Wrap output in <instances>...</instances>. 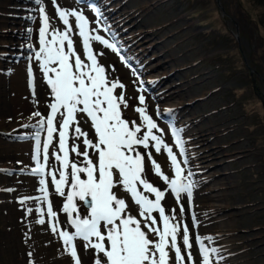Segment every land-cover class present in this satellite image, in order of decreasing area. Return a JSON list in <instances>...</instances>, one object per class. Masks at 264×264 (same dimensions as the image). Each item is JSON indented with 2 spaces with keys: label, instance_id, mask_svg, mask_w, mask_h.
<instances>
[{
  "label": "rangeland",
  "instance_id": "374dc122",
  "mask_svg": "<svg viewBox=\"0 0 264 264\" xmlns=\"http://www.w3.org/2000/svg\"><path fill=\"white\" fill-rule=\"evenodd\" d=\"M56 2L84 11L90 19H97L92 6L99 7L103 19L96 27L106 38L109 33L103 27H110L124 45L126 58L140 70L149 114L156 113L154 119L160 126L170 124L182 130L183 140L191 134L203 135L198 150L204 162L191 171L196 187L191 202L186 203V219L194 237L220 250L218 256L223 259L214 255L213 264H264V0ZM44 6L50 18L55 17L52 23L60 26L52 0H44ZM38 7L34 0H0V100L7 99L5 89L18 65L34 62L28 59L27 44L38 45ZM17 17L23 24L16 22ZM28 28L33 29L31 41ZM14 32L25 35L6 36ZM93 47L104 52L98 59L106 69L112 66V78L119 77L125 85L126 99L137 97L140 85L133 84L137 77L130 69L110 50L96 43ZM133 104L138 101L129 100L125 118L138 116ZM24 119L18 117L12 127L0 124V264H74L58 232L51 231L53 221L46 211V222L41 225L35 201L20 203L32 185L26 178L34 176L21 174L30 168L22 164L16 150L33 145L34 128L24 125L37 123ZM165 130V141L166 136L171 140V130ZM185 148L188 156L187 142ZM149 179L164 189L154 172ZM53 197L60 221L57 227L64 230L66 202L58 194ZM162 203L166 207L175 201L166 194ZM28 207L33 209L31 215ZM76 243L83 264H94V250H84L79 239ZM198 247L197 243L194 249Z\"/></svg>",
  "mask_w": 264,
  "mask_h": 264
},
{
  "label": "snow or ice",
  "instance_id": "6c2138e0",
  "mask_svg": "<svg viewBox=\"0 0 264 264\" xmlns=\"http://www.w3.org/2000/svg\"><path fill=\"white\" fill-rule=\"evenodd\" d=\"M34 2L39 6L41 26L36 30L38 45L27 44L31 53L28 59L37 63L52 102L46 104L49 114L45 116L36 111L33 115L39 117L37 123L24 125L36 129L31 136L35 141V166L22 170L21 174L38 177V191L42 196L24 197L20 203L36 199L46 204L47 216L53 221L51 231L58 232L74 264H82L77 239L83 242L84 250H94V264H213L214 255L223 259L218 256L219 249L206 246L203 239L191 234L185 220V203L191 202L196 182L186 167L188 157L182 130L172 127L174 143L165 141L166 130L154 119L156 113L149 114L143 94L147 89L139 79L140 70L126 58L124 45L110 27H103V32L109 33L108 38L96 27L103 19L100 8L92 6L97 19H90L84 11L63 8L52 0L56 16L62 22L55 26L52 23L55 17L50 18L44 0ZM26 32L31 41L33 29L28 28ZM94 43L116 54L137 77L133 81L134 85H140L137 97L126 99L125 85L119 77L112 78L111 65L112 71H109L100 63L98 57L104 52L99 47L94 49ZM28 71L34 94L35 74L31 67ZM117 89L121 91L118 93ZM131 99L138 101V105H132V111L138 116L125 118ZM78 113L84 114L83 123L94 130L92 138L82 129ZM77 139H81V144L75 143ZM89 149L94 155H90ZM70 152L77 158L82 156L83 160L70 162ZM152 172L163 182V190L154 186L155 180L150 182ZM47 177L51 178L54 193L66 200L62 211L67 214L66 223H70L74 232L57 227L60 221L58 212L53 210ZM65 187L71 189L67 195ZM166 194L175 201V206L168 207L167 211L162 203ZM125 196L130 202H126ZM77 198L88 203L91 212L87 218H81L75 203ZM36 211L40 214L37 223L45 224V208L42 206ZM32 213L33 209L28 207L27 214ZM73 213L77 214L75 218ZM191 226L196 227L194 218ZM197 243L198 250H194Z\"/></svg>",
  "mask_w": 264,
  "mask_h": 264
},
{
  "label": "bare ground",
  "instance_id": "6f19581e",
  "mask_svg": "<svg viewBox=\"0 0 264 264\" xmlns=\"http://www.w3.org/2000/svg\"><path fill=\"white\" fill-rule=\"evenodd\" d=\"M94 13V12H93ZM95 15V13H94ZM16 22H21V18L17 17L16 18ZM71 21V18H70ZM20 24H23L22 22ZM14 29V28H13ZM11 29V30H13ZM25 34L23 33H12L9 34L7 33L6 36H9V38H16L18 39L20 36H24ZM29 67H31V69L35 70V93L33 94L32 91V80L30 75L27 76V74L29 73ZM6 93H7V99L6 100H0V124L4 123L7 125H10L11 127L14 126V124H17V118L20 116H24L26 120L28 121H38L39 117H35L33 114L36 111L41 112L42 114H44L45 116L47 114L50 113V109L47 108L46 104L52 102V98L50 97L49 93H50V89L47 86L46 82L44 81L43 75L42 73L39 71L38 67H37V63L34 62H29L26 64H19L18 68L16 69V72L14 74V76L12 77L11 80V85L9 86V88H6ZM2 94L5 96V92L3 91ZM176 104V103H175ZM11 105V109L9 108V111H7L5 108L7 106ZM175 105H171L170 108H174ZM9 115H12V120L10 119ZM9 117V118H8ZM82 115H77V119L81 121V127L82 129H84L85 131L89 132V138H92V132L94 130H91L89 128L88 125L83 123V120L81 119ZM10 119V120H9ZM24 119V120H25ZM57 119H59V117H57ZM14 121V122H13ZM89 124H90V119H89ZM163 127V126H161ZM164 129H172V126L170 124L165 125V127H163ZM36 129H34L35 131ZM203 135H189L188 137L185 138V142H187L188 144V151H190L188 153V164H187V168H189L191 171L193 168H201L200 166H202L201 164L204 162V156L201 154V151L198 150V142L199 139H201ZM171 141L174 143V137H172V135L169 136ZM42 139H43V135H42ZM169 141V139H168ZM167 141V136H166V142ZM202 141V140H201ZM34 143L35 141L32 142L33 145H30L29 143L25 144V145H20L18 147V149L16 150L19 153L20 159L22 164H24V166H27L28 168L34 167L35 163L33 160V155H34ZM72 140H69V145L71 146L72 144ZM54 144H55V140H54ZM76 144H81V139H77ZM174 151L178 152V149L174 148ZM89 153L90 155H94L92 150L89 149ZM49 155H50V160H49V164L51 165L53 163L52 161V148L50 147L49 149ZM8 156V155H7ZM76 160H83V157H79L77 158L75 156L74 153H70V162H75ZM194 161L195 165L194 167H191V162ZM59 163L57 162V167H59ZM70 171V169H69ZM195 172H192V174ZM59 178V177H57ZM81 178H85L83 174H81ZM27 180H32V185L29 186V192H26V195L28 197H38V196H42V194L38 191V184H37V177H31V178H26ZM48 181H49V192H50V199L51 202L53 204V210L55 209V199L54 197L52 198V196H55L56 194L54 193V185H52L51 183V178L47 177ZM150 180V179H149ZM151 182V181H150ZM69 183H71V178L69 180ZM71 191L70 187H65V193L66 195ZM113 191H116V189L114 188ZM126 198V202H130V199L125 196ZM89 203L91 201V198H87ZM33 201H35L36 205L38 206V208L40 207H44L45 211H46V204L42 205L40 203V201L36 200V199H31ZM65 202V198L63 199ZM182 203H184V201H181ZM75 203L77 204V208L79 210V214L81 216V218H87L88 215H90L91 209L88 205V203H85L83 201H79V199L77 198L75 200ZM170 206H175L174 203H170L166 206V211L167 208ZM134 214V213H133ZM77 214L73 213V217L75 218ZM187 216H189V210L187 207V204L185 203V220L187 222ZM65 226L66 228L70 231V232H74L75 229L71 227L70 223H66L68 220V216L65 213ZM188 223L190 225V221H189V217H188ZM105 243L107 244V241H105ZM80 243H78L79 245ZM224 246H228L227 244ZM196 249V248H195ZM194 249V250H195ZM233 255V254H230ZM82 264H83V259L80 256Z\"/></svg>",
  "mask_w": 264,
  "mask_h": 264
},
{
  "label": "trees",
  "instance_id": "16d2710c",
  "mask_svg": "<svg viewBox=\"0 0 264 264\" xmlns=\"http://www.w3.org/2000/svg\"><path fill=\"white\" fill-rule=\"evenodd\" d=\"M193 1H196V0H191V2H193ZM198 15H199V14H198ZM193 17H194L193 19H195V18L197 17V15L194 14Z\"/></svg>",
  "mask_w": 264,
  "mask_h": 264
},
{
  "label": "water",
  "instance_id": "95a60500",
  "mask_svg": "<svg viewBox=\"0 0 264 264\" xmlns=\"http://www.w3.org/2000/svg\"><path fill=\"white\" fill-rule=\"evenodd\" d=\"M236 37L238 38V36L236 35Z\"/></svg>",
  "mask_w": 264,
  "mask_h": 264
}]
</instances>
